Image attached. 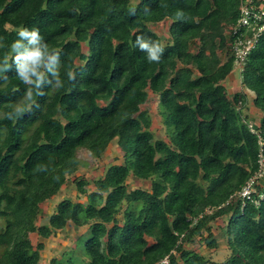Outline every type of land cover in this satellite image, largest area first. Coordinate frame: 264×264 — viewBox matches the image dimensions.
<instances>
[{"label": "trees", "instance_id": "trees-1", "mask_svg": "<svg viewBox=\"0 0 264 264\" xmlns=\"http://www.w3.org/2000/svg\"><path fill=\"white\" fill-rule=\"evenodd\" d=\"M242 1L0 0V64L8 57L10 65L0 72V264H40L47 238L70 222L89 227L90 258L69 264H152L169 253L172 264H264V200L243 204L237 193L264 154V33L240 73L242 89L229 94L225 84L235 66L227 30ZM166 19L170 40L151 27ZM21 28L38 29L59 53L63 82H46L43 96L33 89L31 101L11 50ZM138 36L162 44L160 62H148ZM151 92L168 139L156 137L143 107ZM248 98L256 131L238 109ZM114 140L123 160L92 187L76 175L80 197L62 198L38 221L79 169V150L99 158ZM130 176L151 178L150 187L132 186ZM222 217L225 260L187 246L198 237L216 248Z\"/></svg>", "mask_w": 264, "mask_h": 264}, {"label": "rangeland", "instance_id": "rangeland-1", "mask_svg": "<svg viewBox=\"0 0 264 264\" xmlns=\"http://www.w3.org/2000/svg\"><path fill=\"white\" fill-rule=\"evenodd\" d=\"M169 23L170 20L166 19L160 22L151 23V27L161 35L163 40H170L171 36L168 30ZM227 32L229 31L227 30ZM222 57H226L225 53L222 55ZM225 84L229 94H233L237 90L242 89L241 77L239 69L236 65L226 78ZM143 107L148 108L151 113V128L154 130L156 137L168 139L166 127L163 124L162 117L159 112L160 107L158 96L151 92ZM244 109L249 114L248 120L253 122L257 121L259 113L257 112L258 110L256 107H254L250 102V98H248L246 104L242 105V110ZM79 156L81 158L79 169L70 175L68 182L54 197L48 199L42 204V211L38 216V221L47 222L49 215L55 210L56 204L62 198L70 197L76 200L80 197L77 186L73 180L76 175L85 176L90 182L88 187H92L94 185V181L105 172L109 165L112 163H119L123 160L121 150L116 140L112 141L106 152L99 158L95 157L89 150L85 148H81L79 150ZM128 181L132 186H143L146 188L150 187L151 184V178L144 179L130 176ZM81 198L82 200L86 199L85 195H82ZM224 220L225 217L218 218L213 226L214 233L218 234V238L220 240V244L216 248L209 247L205 242L200 241L198 237L194 241L189 242L187 246L215 260H225L230 255L231 251L227 246V239L224 236V233L221 232V227L223 226ZM89 235V227H76L72 222H70L66 227L59 229L56 233L47 238L40 264H50L53 257H57L62 260L63 264H69L68 259L71 258L77 262L89 260L90 254L87 253L85 249V240ZM31 236L33 243L36 244L38 241L37 232L32 233ZM153 239L154 238L152 236H149L150 241H153Z\"/></svg>", "mask_w": 264, "mask_h": 264}, {"label": "clouds", "instance_id": "clouds-1", "mask_svg": "<svg viewBox=\"0 0 264 264\" xmlns=\"http://www.w3.org/2000/svg\"><path fill=\"white\" fill-rule=\"evenodd\" d=\"M183 15L182 12L177 13L178 18H183ZM17 34L19 39L11 45V50L15 53L14 62L17 76L25 85L29 86L26 98L29 101L32 100L33 89L37 96L45 95L43 86L46 82L53 84L56 88L63 87V82L59 78V53L49 50V46L43 42V37L38 29L21 28ZM136 46L147 54L148 62H160L164 47L159 41L146 40L142 36H138ZM8 59L5 57L3 63L0 64V72L10 70ZM45 72L51 73L54 80L46 81ZM68 78L74 80L75 76L69 72ZM23 111V108L15 109L17 115Z\"/></svg>", "mask_w": 264, "mask_h": 264}, {"label": "built area", "instance_id": "built-area-1", "mask_svg": "<svg viewBox=\"0 0 264 264\" xmlns=\"http://www.w3.org/2000/svg\"><path fill=\"white\" fill-rule=\"evenodd\" d=\"M228 29L232 36L229 43L235 55V65L241 73L247 56L255 47L260 35L264 33V3L257 2V0H243L240 5L238 20L231 24ZM241 107L242 105H238V109ZM247 122L251 129L256 131L253 121L247 120ZM237 193L241 196L243 204L254 201L259 205L264 200V154L262 152H260L258 170ZM212 209V207L206 208L208 212ZM173 252L175 251L173 250ZM152 264H172L170 253Z\"/></svg>", "mask_w": 264, "mask_h": 264}]
</instances>
